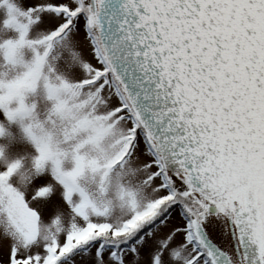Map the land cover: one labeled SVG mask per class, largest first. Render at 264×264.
<instances>
[{"label":"snow or ice","instance_id":"6c2138e0","mask_svg":"<svg viewBox=\"0 0 264 264\" xmlns=\"http://www.w3.org/2000/svg\"><path fill=\"white\" fill-rule=\"evenodd\" d=\"M0 264H264V0H0Z\"/></svg>","mask_w":264,"mask_h":264}]
</instances>
